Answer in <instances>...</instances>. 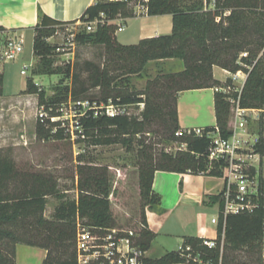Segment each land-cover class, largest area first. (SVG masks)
Segmentation results:
<instances>
[{"label":"trees","instance_id":"trees-1","mask_svg":"<svg viewBox=\"0 0 264 264\" xmlns=\"http://www.w3.org/2000/svg\"><path fill=\"white\" fill-rule=\"evenodd\" d=\"M144 5L148 16L171 15L173 29L169 35L146 38L137 44L124 45L118 41L120 25L116 20L137 16L136 8ZM228 13V15H227ZM98 20L94 32H87L85 24ZM78 22V21H77ZM76 36L78 45L103 47V66L89 64L90 82L93 88L100 89V96L90 98L92 109L80 119L82 132L76 130L87 147L123 145L128 151L138 148L136 163L138 191L140 197V238L139 246L149 251L155 233L149 228L147 212L161 207L162 197L154 191L157 172L201 175L209 168V177L224 178L225 159L210 161L208 150L211 138L208 132L219 128L221 136L230 138L235 127V104L239 101L243 109L264 111V0H215V8L208 10L205 0H98L82 15ZM76 22H59L44 14L35 27L34 55L39 59L33 74L65 75L72 80V86L58 90L47 98L40 91L33 78L28 80L25 93L39 96V107H53L77 100L88 92L82 74L74 73L71 66L66 69L55 66L56 45L47 42L58 29ZM5 31L0 26L1 34ZM181 60L185 69L179 73L165 75L161 84L157 77L150 82L144 93L125 92L123 79L142 75L151 62ZM218 66L231 74L244 73L247 78L241 92L215 93L216 125L206 127L203 136L188 134L182 129L178 119V94L189 90L225 88L232 86L229 78L225 83L216 80L213 68ZM124 84V85H123ZM153 86L160 90H153ZM163 86V88H162ZM158 91V92H157ZM4 94V76L0 73V97ZM145 97V98H143ZM123 107L144 104L146 109L139 116L121 114L107 116L100 109L109 103ZM167 124V130L174 140L184 142L187 151L171 154L166 151L156 153L147 143L146 136L155 122ZM180 132V136L176 134ZM47 141L71 139L65 129L55 127L43 132ZM254 152L264 160V127L259 132ZM251 174H257L252 168ZM16 192H8L9 185ZM264 193V178L260 176ZM77 199L62 202L56 209L54 219L47 220L44 213L47 197L58 194V185L51 178L39 174H21L16 163L0 153V226L24 221L33 240L25 245L45 249L48 254L43 264H76V220L78 217L91 226L115 227L112 201L116 188L110 168L98 164L97 160L85 153L77 157ZM223 191L209 197L211 205H219L220 223L217 248L207 250L201 247L199 237H184L183 246L191 245L204 252V259L210 257L216 264L226 262L225 252L246 250L253 254L262 248L264 238V203L254 213L230 214L224 216ZM209 205V204H208ZM224 235V238H222ZM2 256H0L1 259ZM186 260L179 251L166 252L156 258H147L145 264H180ZM7 264H16V252ZM241 264H264L263 256L250 258Z\"/></svg>","mask_w":264,"mask_h":264},{"label":"rangeland","instance_id":"rangeland-1","mask_svg":"<svg viewBox=\"0 0 264 264\" xmlns=\"http://www.w3.org/2000/svg\"><path fill=\"white\" fill-rule=\"evenodd\" d=\"M205 7L208 10L214 9L215 0H205ZM149 22L152 24L154 21ZM116 23L125 27L124 31L117 33L118 40L122 44L132 45L138 42L137 22H130L127 28V24L124 25L122 19L116 20ZM171 24V21L170 23L162 21V30L167 31L164 33L165 35L171 34L172 30L169 29ZM59 30L60 35L51 40L52 45L62 44L66 37L67 31ZM54 59L56 67L66 69L71 66L74 73L82 74V82L87 83L86 87L89 90L77 100L90 102V98L100 96V89L93 88V83L90 82L89 64L103 66L105 62L103 47L78 45L74 56L55 53ZM31 64L34 65V68L30 66ZM38 64L39 59L34 55L33 37L29 35L24 44L23 54L16 61L0 67V73L2 72L4 76V94L0 97V153L13 160L21 174H39L47 176L57 183L58 194L47 197L44 213L45 219L53 220L55 211L62 202L77 199V157L80 153L86 152L89 156L94 157L98 164L107 165L110 168L113 188H116L112 201L115 226L139 231L140 197L135 168L138 161V148L128 151L123 145L87 147V143L77 136L64 141H47L43 132L51 130L54 124L51 121L42 122L40 120L39 96L25 93L28 80L33 78L39 90L43 91L47 98L55 96L62 88L71 87L72 80L66 79L65 75L35 76L33 74L32 76L33 70L36 71ZM185 65L186 62L181 60L151 62L142 75L123 79L126 86L124 91L144 93L151 81L159 77L162 84L166 82L165 75L182 72ZM24 69L27 71L26 75L21 74ZM216 76L220 79L230 77L222 69L216 70ZM239 81H233L232 84L241 88L243 83ZM224 87L226 86L224 85ZM153 90L159 91L160 88L153 86ZM181 93L178 94V99ZM69 102H76V100L70 98ZM65 104L66 112L69 105ZM145 109V105L141 104L126 107L123 111L126 114L140 117ZM245 123V130L250 135L249 140L252 141L259 137V132L264 127V111L247 117ZM67 126L71 125L67 123ZM71 129L74 130L73 127ZM149 131L151 133L146 136L147 143L153 147L157 154L162 151L171 154L187 151V145L184 142L173 139L167 130L166 123L155 122ZM180 134L178 132L176 137H179ZM257 169L259 176L264 178V160ZM169 174L171 175V173ZM171 176H174L170 177L173 181L166 186L162 194L164 200L161 208L148 210L152 213L151 220L157 229L156 237L148 251L150 258H156L166 252L179 251L183 245L182 233L192 229L199 220H207L208 225L213 227L211 219L218 215V206L210 203H208L210 206L205 205L203 200L208 194H218L223 190V179L194 176L185 189L186 195H182L180 193L181 178L177 175ZM8 192H16L13 184L9 185ZM209 197H207L208 202ZM32 240V234L25 220L1 225L0 256L2 257L0 264H7L6 259L12 258L19 244ZM225 256V264L249 262L250 258L264 257V243L262 248L257 249L253 254H249L246 250H227Z\"/></svg>","mask_w":264,"mask_h":264},{"label":"built area","instance_id":"built-area-1","mask_svg":"<svg viewBox=\"0 0 264 264\" xmlns=\"http://www.w3.org/2000/svg\"><path fill=\"white\" fill-rule=\"evenodd\" d=\"M111 2L118 0H109ZM149 0H143L147 3ZM136 14L141 15L147 9L144 5H138ZM99 21L85 24L87 32H94ZM84 26L82 22L78 21L75 24L63 26L66 30V37L62 44H56L55 53L57 55L74 56L78 43L76 36L79 28ZM72 27V28H71ZM124 30L120 26L118 32ZM60 35L58 29L54 36L47 39L48 43ZM25 40L11 39L5 44H0V67L16 61L24 52ZM34 68V65L31 64ZM27 69V67H26ZM26 69L22 70L21 74L26 75ZM247 76L239 72L233 74V81L243 80L245 83ZM37 85V84H36ZM242 85V87H243ZM241 87V88H242ZM241 88H237L234 84L225 88H216L217 92L225 94L240 93ZM235 104V127L230 138H223L219 128L213 132H208L207 136L211 138V146L208 150V157L210 161L225 159L228 163L224 169V188L222 201L224 204L223 214L226 217L230 214L254 213L264 203V193L260 184V176L257 167L261 165V157L254 152V146L258 142V137L254 140H249L250 135L245 130L246 118L252 114L260 112L258 110L243 109L240 107L239 101L231 100ZM68 110L65 112V105H60L57 109L45 106L39 109V118L42 122L51 121L55 127L65 129V132L73 136L80 137L76 134L82 132L80 127V119L92 109L89 102L76 101L69 102ZM126 107L114 105L109 103L100 107L103 113L107 116L114 117L124 114ZM69 118V119H68ZM67 123L71 126H67ZM73 125V126H72ZM73 127L74 130L71 128ZM188 134H195L196 136H203L204 129H188ZM256 168L257 174L252 175L251 169ZM210 168L201 173V176H206L210 172ZM214 225V236H208L205 229H202L201 247L207 250H214L217 248V241L219 239V223H220V209L217 217L211 220ZM140 238L139 231L124 227H103L91 226L80 217L76 220V264H145L148 256V251H144L138 244ZM224 238V235L223 237ZM181 256L186 260L180 264H216L212 258L204 259V252L195 250L191 245H186L180 248ZM223 245L221 246V260L222 264Z\"/></svg>","mask_w":264,"mask_h":264},{"label":"crops","instance_id":"crops-1","mask_svg":"<svg viewBox=\"0 0 264 264\" xmlns=\"http://www.w3.org/2000/svg\"><path fill=\"white\" fill-rule=\"evenodd\" d=\"M97 1L98 0H0V26L5 29V31L1 34L0 44H5L11 39L23 38L26 41V38L29 35H32L34 46V29L40 23L41 14L49 16L50 18L59 22H77L80 21L84 12L89 7L95 5ZM151 20L154 21L152 24L149 22ZM162 21H166V23H170L171 21L172 24L170 25L169 29H173V17L171 15L151 17L145 12L133 19L127 20L126 28L129 27L130 22L138 23L137 26L139 28V33L137 37V43H139L141 40L146 38L165 35L164 33L167 31L165 32L162 30ZM217 69L222 68L218 66L213 68V75L216 80L220 81L221 83H225L229 78L233 80V74L223 69L222 70L224 73L230 77L227 79L218 78L216 76ZM239 82L244 81L240 80ZM215 93V88H207L184 91L180 94L178 99V119L179 125L182 129L206 128L216 125ZM171 175H177L179 178H181L180 193L182 195H186L185 189L187 185L191 183V179L194 176H197L192 174L181 175L175 173H171ZM171 175L168 172L162 171L157 172L155 175L153 188L154 191L160 194L162 197L161 206L164 200L162 194L164 193L166 186L169 185L171 181H173L170 177L174 176ZM198 176L203 177L201 175ZM213 195L216 194H208L207 197ZM207 197L203 200L205 205H208ZM217 206L219 212V205ZM151 214V212L147 213L148 225L156 236L157 229L151 220ZM202 229L206 230L205 232H207L208 236H214V226L212 227L208 225L207 220H199L192 229L190 228L188 231L182 233V239L184 240V237L188 236L199 237L202 234ZM263 243L264 238L262 244ZM47 254L48 252L45 249L19 244L16 248V264H43Z\"/></svg>","mask_w":264,"mask_h":264}]
</instances>
